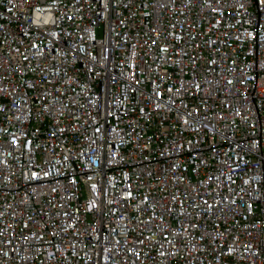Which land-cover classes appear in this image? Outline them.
Masks as SVG:
<instances>
[{"label":"built area","instance_id":"obj_1","mask_svg":"<svg viewBox=\"0 0 264 264\" xmlns=\"http://www.w3.org/2000/svg\"><path fill=\"white\" fill-rule=\"evenodd\" d=\"M0 264H264V0H0Z\"/></svg>","mask_w":264,"mask_h":264}]
</instances>
